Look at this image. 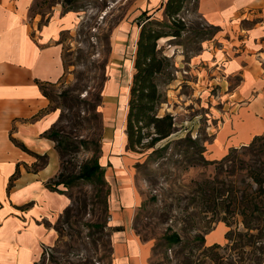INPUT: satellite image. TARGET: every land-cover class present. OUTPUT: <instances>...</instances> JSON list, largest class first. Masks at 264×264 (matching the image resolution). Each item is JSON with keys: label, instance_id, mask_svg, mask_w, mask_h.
Returning a JSON list of instances; mask_svg holds the SVG:
<instances>
[{"label": "rangeland", "instance_id": "374dc122", "mask_svg": "<svg viewBox=\"0 0 264 264\" xmlns=\"http://www.w3.org/2000/svg\"><path fill=\"white\" fill-rule=\"evenodd\" d=\"M62 1L34 0L32 13L42 15L45 23L52 7L61 5L67 13ZM165 3L79 0L60 21L64 28H73L61 36L66 75L45 92L50 109L60 112L52 139L62 172L53 183H70L56 187L69 205L52 226L56 239L47 247L50 255L43 254L39 264H116L110 221L119 184L108 179L106 171L112 160L122 158L116 147L127 140L136 39L146 19L142 13L160 21L161 30L171 33L176 28L165 14ZM178 20L184 29L181 36L158 43L173 64L170 74L159 80L163 104L158 114L173 116L174 132L149 148L154 129L144 130L153 134L145 139V147L124 148L142 200L126 224L142 243L150 244L149 264H264V192L255 201L260 211L247 208L257 189L250 170L264 167V151L239 147L223 162L207 159L206 144L223 120L218 78L225 76L222 69L209 70V64L193 59L218 28L200 16L198 0H186ZM115 69L120 89L110 99L106 87ZM257 146L264 149V141ZM95 163L102 173L91 180L76 179L85 166ZM205 236L207 246L220 245L205 246Z\"/></svg>", "mask_w": 264, "mask_h": 264}, {"label": "crops", "instance_id": "0c3cea01", "mask_svg": "<svg viewBox=\"0 0 264 264\" xmlns=\"http://www.w3.org/2000/svg\"><path fill=\"white\" fill-rule=\"evenodd\" d=\"M33 4L0 0V264H38L44 248L55 242L52 226L69 205L64 194L49 186L62 165L56 142L47 135L60 112L50 109L42 88L66 75L61 36L73 28L60 21L72 12L63 13L57 5L42 23V15L32 13ZM198 10L218 30L201 44L193 63L222 69L225 76L218 78L223 120L206 144L207 159L220 161L231 149L264 136V0H198ZM117 71L106 87L110 99L120 89ZM126 141L116 147L122 158L112 160L106 171L119 184V194L111 200L114 261L149 264L150 244L142 243L126 224L142 201Z\"/></svg>", "mask_w": 264, "mask_h": 264}, {"label": "trees", "instance_id": "16d2710c", "mask_svg": "<svg viewBox=\"0 0 264 264\" xmlns=\"http://www.w3.org/2000/svg\"><path fill=\"white\" fill-rule=\"evenodd\" d=\"M78 1L79 0H63L62 3L67 10L66 12L72 11L74 5ZM185 2L186 0H166L164 5L165 14L169 18V21L176 27L171 33L159 29L163 24L160 21L153 19L152 16H148V12L142 13V17L146 19L142 22L139 38L136 44L134 61L135 73L130 88V100L128 103L126 120L127 147L132 151L145 147V139L153 135H150V132H145L144 130H150L151 128L154 129L155 136H152L151 140L148 142L149 148H153L157 143L169 138L174 132L173 116L170 114L159 116L158 114V108L163 104V94L160 90L159 80L163 76L170 74V69L173 68L171 58L164 54L163 48H160L158 43L163 38L171 36L178 38L181 36L184 29L183 24L180 25L181 22L178 20V17L184 9ZM182 20L184 21V19ZM42 89L44 96L47 97L45 88ZM47 135L52 139V136L54 137V128H52ZM12 140L24 151H28L27 148L19 144L15 139ZM190 141L194 144L197 143L195 140ZM261 141H264V136L256 137L249 145L242 146V149L252 152L264 151V149H259V146H257ZM237 150L238 149L234 148L232 152L230 150L228 155L221 162L227 160L231 157L232 153ZM263 170L264 167L262 165L258 168H251L250 170V177L253 183L257 185V189L253 193V196L247 201V208L252 209L253 212L256 209L257 211L261 210L255 201L257 196L264 192ZM102 171L103 168L98 163L87 165L82 169L76 179L91 180L98 173H102ZM61 172L62 165L58 176L61 175ZM52 183H50L49 186L51 187V185H53V187H55L53 191H56V187L59 185L66 187L70 185L67 181H57L53 184ZM245 226L248 230H252L247 219Z\"/></svg>", "mask_w": 264, "mask_h": 264}, {"label": "built area", "instance_id": "2783aa9c", "mask_svg": "<svg viewBox=\"0 0 264 264\" xmlns=\"http://www.w3.org/2000/svg\"><path fill=\"white\" fill-rule=\"evenodd\" d=\"M49 252H50V250H49L48 248H44V252H43V254L49 256V255H50Z\"/></svg>", "mask_w": 264, "mask_h": 264}]
</instances>
